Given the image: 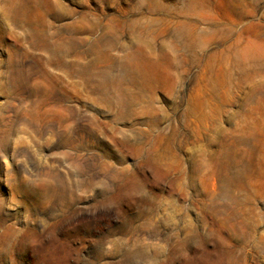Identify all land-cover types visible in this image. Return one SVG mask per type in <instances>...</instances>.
Instances as JSON below:
<instances>
[{
  "label": "rangeland",
  "instance_id": "1",
  "mask_svg": "<svg viewBox=\"0 0 264 264\" xmlns=\"http://www.w3.org/2000/svg\"><path fill=\"white\" fill-rule=\"evenodd\" d=\"M0 264H264V0H0Z\"/></svg>",
  "mask_w": 264,
  "mask_h": 264
},
{
  "label": "bare ground",
  "instance_id": "2",
  "mask_svg": "<svg viewBox=\"0 0 264 264\" xmlns=\"http://www.w3.org/2000/svg\"><path fill=\"white\" fill-rule=\"evenodd\" d=\"M90 67V71L88 70V69H86V70H84V71H81V72H79L77 75L79 76V77H85V75H88L89 74V72H91V65L89 66ZM88 80H90V79H88Z\"/></svg>",
  "mask_w": 264,
  "mask_h": 264
}]
</instances>
